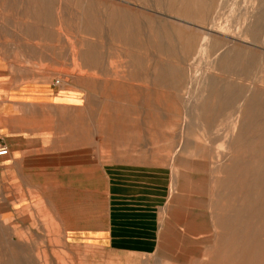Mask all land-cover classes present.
<instances>
[{"label":"rangeland","instance_id":"1","mask_svg":"<svg viewBox=\"0 0 264 264\" xmlns=\"http://www.w3.org/2000/svg\"><path fill=\"white\" fill-rule=\"evenodd\" d=\"M0 55L72 92L44 106L56 137L78 118L102 162L167 179L144 252L70 236L52 190L0 188V264H264V0H0Z\"/></svg>","mask_w":264,"mask_h":264},{"label":"crops","instance_id":"2","mask_svg":"<svg viewBox=\"0 0 264 264\" xmlns=\"http://www.w3.org/2000/svg\"><path fill=\"white\" fill-rule=\"evenodd\" d=\"M71 94L53 93L49 84L30 82L25 71L13 70L0 55V143L8 147V152L0 155V188L38 190L42 197L52 190L53 205L58 215H63L70 236L97 238L133 252L153 249L155 207L166 196L164 171L102 162L93 152L90 135L77 130L78 118L57 119L56 128L70 131L56 137L51 126L45 125L44 106L59 103L56 100L72 104ZM102 139L110 140L105 134ZM98 182L102 186H97ZM99 188L104 207L93 223L92 190ZM212 222L214 226L213 214ZM19 252L16 248L5 253L6 264H21Z\"/></svg>","mask_w":264,"mask_h":264},{"label":"bare ground","instance_id":"3","mask_svg":"<svg viewBox=\"0 0 264 264\" xmlns=\"http://www.w3.org/2000/svg\"><path fill=\"white\" fill-rule=\"evenodd\" d=\"M208 36V33L204 34V39H206V37ZM182 42V41H181ZM200 50L204 51L207 50V45H205L203 42L201 43L200 46ZM255 101H259V98L256 96H250L247 100H246V108L250 109L251 107H253L252 105L255 103ZM256 104V103H255Z\"/></svg>","mask_w":264,"mask_h":264},{"label":"built area","instance_id":"4","mask_svg":"<svg viewBox=\"0 0 264 264\" xmlns=\"http://www.w3.org/2000/svg\"><path fill=\"white\" fill-rule=\"evenodd\" d=\"M8 152V147L5 143H0V155H4Z\"/></svg>","mask_w":264,"mask_h":264}]
</instances>
